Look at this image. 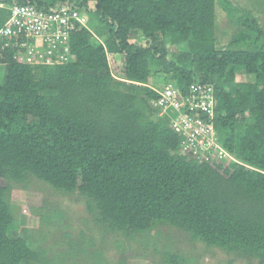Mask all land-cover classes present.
Instances as JSON below:
<instances>
[{
  "label": "trees",
  "instance_id": "obj_1",
  "mask_svg": "<svg viewBox=\"0 0 264 264\" xmlns=\"http://www.w3.org/2000/svg\"><path fill=\"white\" fill-rule=\"evenodd\" d=\"M1 3L0 27L17 3L47 11L66 4L88 15L89 28L72 33L67 62L19 63L14 49L0 55V177L7 181L0 185V264L65 263L12 234L19 226L12 185L32 177L84 197L105 231L135 237L169 226L264 264V25L255 15L232 0ZM218 5L229 17L240 12L224 45ZM109 54L125 57L123 79ZM160 73L181 95L192 84L213 87L211 122L231 157L199 161L181 153V135L153 106L159 95L149 80ZM164 261L195 264L170 250Z\"/></svg>",
  "mask_w": 264,
  "mask_h": 264
},
{
  "label": "rangeland",
  "instance_id": "obj_2",
  "mask_svg": "<svg viewBox=\"0 0 264 264\" xmlns=\"http://www.w3.org/2000/svg\"><path fill=\"white\" fill-rule=\"evenodd\" d=\"M232 1L241 12L255 15L264 25V0ZM239 15L240 12H236L229 17L218 5L216 33L221 44H226L237 30ZM138 39L145 43L144 39ZM168 46L170 51L178 50L176 46ZM109 60L114 76L123 79L125 57L109 54ZM4 76L5 66L0 64V79ZM239 79H243L242 76ZM149 83L154 87H163L164 74L153 76ZM0 185L6 186L7 181L0 177ZM12 187L10 199L19 220L13 236L29 237L33 247L46 249L49 258L58 257L65 260L64 264H165L164 253L167 250L192 257L195 264L259 263L257 259L249 260L220 248L207 247L201 241H193L188 233L169 226L135 237L105 231L94 223L84 197L77 192L61 194L33 177L24 185L13 184ZM22 218L25 222L21 221ZM96 252L100 253V257L95 255Z\"/></svg>",
  "mask_w": 264,
  "mask_h": 264
},
{
  "label": "built area",
  "instance_id": "obj_3",
  "mask_svg": "<svg viewBox=\"0 0 264 264\" xmlns=\"http://www.w3.org/2000/svg\"><path fill=\"white\" fill-rule=\"evenodd\" d=\"M9 11V18L0 27V55L14 49V59L19 63L67 62L72 33L89 28L88 15L66 4L51 11L34 4H14ZM153 88L159 95L153 106L160 116L168 115L172 127L181 135L182 154L217 162L230 156L217 142L211 122L216 102L212 86L192 84L187 95H181L171 84Z\"/></svg>",
  "mask_w": 264,
  "mask_h": 264
}]
</instances>
